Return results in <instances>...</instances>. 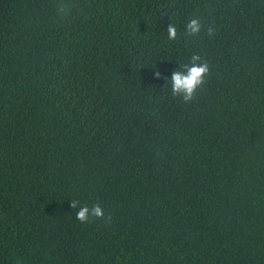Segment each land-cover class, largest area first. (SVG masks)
<instances>
[{"label": "trees", "instance_id": "16d2710c", "mask_svg": "<svg viewBox=\"0 0 264 264\" xmlns=\"http://www.w3.org/2000/svg\"><path fill=\"white\" fill-rule=\"evenodd\" d=\"M193 55L209 73L185 103L170 77ZM18 262L264 264V0H0V264Z\"/></svg>", "mask_w": 264, "mask_h": 264}, {"label": "clouds", "instance_id": "9594fccd", "mask_svg": "<svg viewBox=\"0 0 264 264\" xmlns=\"http://www.w3.org/2000/svg\"><path fill=\"white\" fill-rule=\"evenodd\" d=\"M57 12L60 15H66L65 6L57 5ZM201 21L198 18H191L185 25V31L188 36L199 34L201 30ZM169 39H176L177 29L174 24L169 23L167 26ZM214 29L209 27L207 34L212 35ZM209 73V65L207 61H202L199 55H193L188 64L182 65L181 69L174 70L171 73V93L173 96L181 97L183 102H191L197 92V89L205 82V76ZM155 77L161 78V74L157 71ZM163 79H168L163 77ZM72 209H77L76 219L81 223H88L93 219H101L105 223L110 224L112 221L111 213H105L104 208L99 203H94L91 207L82 204L78 199L70 201ZM19 264V262H18Z\"/></svg>", "mask_w": 264, "mask_h": 264}]
</instances>
